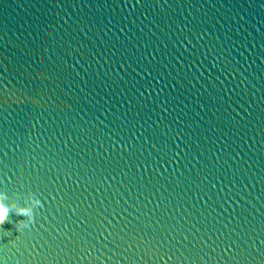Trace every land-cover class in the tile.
<instances>
[{
  "label": "water",
  "instance_id": "obj_1",
  "mask_svg": "<svg viewBox=\"0 0 264 264\" xmlns=\"http://www.w3.org/2000/svg\"><path fill=\"white\" fill-rule=\"evenodd\" d=\"M0 192V264H264V0H0Z\"/></svg>",
  "mask_w": 264,
  "mask_h": 264
},
{
  "label": "clouds",
  "instance_id": "obj_2",
  "mask_svg": "<svg viewBox=\"0 0 264 264\" xmlns=\"http://www.w3.org/2000/svg\"><path fill=\"white\" fill-rule=\"evenodd\" d=\"M32 204H35L36 207L29 206ZM37 206L42 207V201L35 193H29L25 203L21 205L17 201H9L7 194L0 192V225L5 222H11L10 214H14L18 217H28V220L21 219L15 222L17 230L28 228L35 220ZM29 220L30 222H28Z\"/></svg>",
  "mask_w": 264,
  "mask_h": 264
}]
</instances>
